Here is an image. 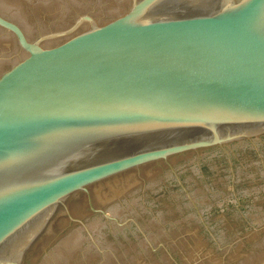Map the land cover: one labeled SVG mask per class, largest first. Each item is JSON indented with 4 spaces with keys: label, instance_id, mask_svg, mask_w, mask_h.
<instances>
[{
    "label": "water",
    "instance_id": "obj_1",
    "mask_svg": "<svg viewBox=\"0 0 264 264\" xmlns=\"http://www.w3.org/2000/svg\"><path fill=\"white\" fill-rule=\"evenodd\" d=\"M0 264H264V0H0Z\"/></svg>",
    "mask_w": 264,
    "mask_h": 264
}]
</instances>
